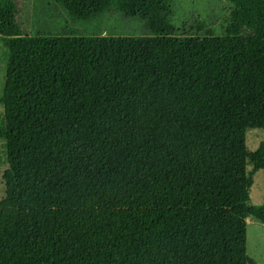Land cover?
<instances>
[{
  "label": "trees",
  "instance_id": "obj_1",
  "mask_svg": "<svg viewBox=\"0 0 264 264\" xmlns=\"http://www.w3.org/2000/svg\"><path fill=\"white\" fill-rule=\"evenodd\" d=\"M56 1L152 35L29 36L0 0V264H253L264 0H229L222 36L175 35L173 0Z\"/></svg>",
  "mask_w": 264,
  "mask_h": 264
},
{
  "label": "rangeland",
  "instance_id": "obj_2",
  "mask_svg": "<svg viewBox=\"0 0 264 264\" xmlns=\"http://www.w3.org/2000/svg\"><path fill=\"white\" fill-rule=\"evenodd\" d=\"M19 14L18 24L29 36L42 33L47 36H150L146 23L140 18H128L121 12L107 13L91 21H78L56 0H16ZM234 10L229 0H173L171 24L177 36H202L213 32L216 36L225 34L227 22ZM6 51L4 37L0 35V100L3 95L6 76ZM0 102V114H3ZM264 141V129H250L246 132V147L256 151ZM0 140V155L3 154ZM0 169V194L3 191ZM252 170V167H249ZM251 205L264 206V170L253 175L250 188ZM247 254L253 264H264V224L250 220L247 223ZM251 264V263H249Z\"/></svg>",
  "mask_w": 264,
  "mask_h": 264
},
{
  "label": "crops",
  "instance_id": "obj_3",
  "mask_svg": "<svg viewBox=\"0 0 264 264\" xmlns=\"http://www.w3.org/2000/svg\"><path fill=\"white\" fill-rule=\"evenodd\" d=\"M249 219L247 220V223H248ZM264 224V223H263Z\"/></svg>",
  "mask_w": 264,
  "mask_h": 264
}]
</instances>
